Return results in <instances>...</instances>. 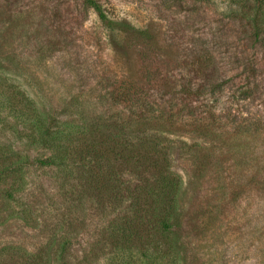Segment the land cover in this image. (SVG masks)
<instances>
[{
	"label": "rangeland",
	"instance_id": "374dc122",
	"mask_svg": "<svg viewBox=\"0 0 264 264\" xmlns=\"http://www.w3.org/2000/svg\"><path fill=\"white\" fill-rule=\"evenodd\" d=\"M94 2L0 0V264H264V0Z\"/></svg>",
	"mask_w": 264,
	"mask_h": 264
},
{
	"label": "trees",
	"instance_id": "16d2710c",
	"mask_svg": "<svg viewBox=\"0 0 264 264\" xmlns=\"http://www.w3.org/2000/svg\"><path fill=\"white\" fill-rule=\"evenodd\" d=\"M84 2L93 6L97 11L98 17L104 22L106 17L103 14L100 7L94 2V0H84ZM33 108L36 109L35 106H33ZM33 108H32V112H33ZM35 113L37 114V110L35 111ZM35 113H32L31 116L26 117L27 122L29 124H31V126H33L35 124V122H37V116ZM85 124H87L86 127L91 126V123L85 122ZM82 130H84V129H82ZM82 130H78L79 132L77 131V133L75 135L73 133H71V134H68L65 136H59V137H55V138L53 136L51 137V133H49V132L47 135H48V138L50 136V138H52L51 140H53L54 142L57 143L56 147H55L57 150H60L61 152L64 151L65 153H66V151H68V153H66L64 156H67V157L69 156V158H71L72 156H71V154H69V152L71 153V152H73L77 149H80V148L82 151H83V149H85L88 153H93L95 155L96 154L95 152L98 151L100 149L101 145L103 144L102 141H97L95 139H91L86 134L87 132L92 131V129L86 130L85 132H83ZM73 139L76 140V144H74V145L72 144ZM47 144H49V142ZM50 146H53V145H48V147H50ZM99 159H101V157ZM16 160L18 161V157H16ZM1 161H4V160H1ZM6 162H9V161H6ZM38 163L41 167L56 166L58 169H61V168L62 169H68L69 163H71L73 165V159H72V161L68 160V162L66 161V159H40V160H38ZM12 164H14V162ZM9 168H10L12 173H16L19 170L18 167L12 166ZM2 191H4L8 195L10 194V192L8 190L3 189Z\"/></svg>",
	"mask_w": 264,
	"mask_h": 264
}]
</instances>
